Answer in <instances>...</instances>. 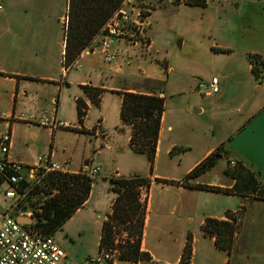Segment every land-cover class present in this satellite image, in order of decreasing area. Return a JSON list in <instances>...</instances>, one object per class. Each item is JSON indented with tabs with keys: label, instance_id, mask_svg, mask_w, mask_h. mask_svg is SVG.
Listing matches in <instances>:
<instances>
[{
	"label": "crops",
	"instance_id": "crops-1",
	"mask_svg": "<svg viewBox=\"0 0 264 264\" xmlns=\"http://www.w3.org/2000/svg\"><path fill=\"white\" fill-rule=\"evenodd\" d=\"M205 1L204 8L172 2L156 8L149 18L147 52L120 41L113 46L117 56L110 63L98 52L82 51L67 66V0H0V111L10 119L0 120V136H11L7 156L34 165L38 156L51 153L53 161L68 173L100 169L88 199L63 228L80 233L97 228L98 249L102 223L111 213L114 198L108 179L141 176L150 180L141 193L145 200L141 250L151 258L136 263L115 260L112 264H179L189 236L190 264H264V201L197 188L234 186L235 180L225 174L227 167L219 165L222 158L226 164L242 163L264 183V71L259 78L255 76L250 58L258 57L264 64V0ZM161 9L167 19L157 17ZM178 10L195 15L185 13L190 18L185 21L186 28L206 37L207 42L197 52L175 59L157 42L154 30L163 24L171 39L178 26L174 21ZM206 67L211 71L207 81L219 79L220 91L214 96L196 90L195 76ZM144 79L163 83L158 95L165 99L150 173L132 153L131 129L120 116L123 93L147 94L154 88L140 86ZM85 86L103 90L98 106L84 92ZM79 99L87 107L82 121L77 111ZM172 99L183 114H196L203 119L198 122H206L203 135L217 131L220 138L204 146L202 135L194 140L195 152L188 153L195 148L189 140L176 142L171 137L178 128V116L176 120L168 116ZM22 114L34 116L36 121L28 124L12 119ZM44 118L69 127L43 125ZM219 148L220 156L210 170L184 181ZM2 187L5 192L12 189L8 183L0 184V216L12 204L9 198L1 199ZM232 218L237 231L229 255L215 246L213 237L202 233L201 226L206 219ZM66 256L68 264H76Z\"/></svg>",
	"mask_w": 264,
	"mask_h": 264
},
{
	"label": "trees",
	"instance_id": "trees-1",
	"mask_svg": "<svg viewBox=\"0 0 264 264\" xmlns=\"http://www.w3.org/2000/svg\"><path fill=\"white\" fill-rule=\"evenodd\" d=\"M125 0H67V22L64 61L68 66L81 52L88 48L100 33L113 14ZM193 7H206L205 0H183ZM253 72L260 77L261 69L255 66L257 57L251 56ZM254 61V62H253ZM259 65L264 64L259 60ZM142 83L152 85L149 93L125 92L121 105V120L130 127L129 145L133 152L147 156L151 170L153 168L161 116L165 99L161 93L163 83L144 79ZM156 86V87H155ZM84 92L94 105H99L103 90L90 86L83 87ZM84 101H77L80 121L86 115ZM219 148L214 154L200 162L184 179L195 178L216 163L220 156ZM225 174L235 180L231 189L198 186L215 192L235 194L264 201V183L260 182L256 173L242 163L227 167ZM109 191L114 198L111 213L102 223L98 253L116 252V260L138 262L149 260L147 252L141 250L145 217V200H141L142 190L148 189L150 180L141 176H113L108 179ZM165 182V181H164ZM94 179L85 172L49 173L40 182L39 190L30 193L25 203L10 213L14 219L39 204V212L33 213L34 222L29 225L43 236H54L63 225L80 209L89 197ZM27 183L21 186H26ZM202 233L215 239V246L229 255L233 252L234 236L237 231L235 218L229 221L206 219L201 226ZM191 237L189 236L183 249L179 264H190Z\"/></svg>",
	"mask_w": 264,
	"mask_h": 264
},
{
	"label": "built area",
	"instance_id": "built-area-1",
	"mask_svg": "<svg viewBox=\"0 0 264 264\" xmlns=\"http://www.w3.org/2000/svg\"><path fill=\"white\" fill-rule=\"evenodd\" d=\"M135 0H125L121 7L108 20L92 44L83 52H98L105 62L114 61L117 52L113 46L118 42H124L131 47L149 51L150 40L148 30L150 28V12L134 4ZM1 9V6H0ZM196 90L204 96H214L219 93V79L212 77L206 82H198ZM25 123L36 121L34 116L25 114L12 118ZM0 120L8 121L9 117L0 111ZM41 124H50L53 128H68L65 122L56 119L48 121L42 119ZM11 136L9 133L0 136V178L8 183L12 189L5 192L9 199L20 201L24 193L20 187L24 183L39 185L49 173H68L64 166L53 161L51 153H45L37 157L34 165H26L22 162L10 159L9 152ZM233 161L230 166L235 165ZM99 168H94L86 175L93 179L99 175ZM13 202L11 208L15 205ZM116 252H104L96 259L88 260L87 264L101 263L102 261L116 260ZM0 264H68L65 251L55 241L53 236H43L35 228L29 225H21L10 216V208L0 216Z\"/></svg>",
	"mask_w": 264,
	"mask_h": 264
},
{
	"label": "rangeland",
	"instance_id": "rangeland-1",
	"mask_svg": "<svg viewBox=\"0 0 264 264\" xmlns=\"http://www.w3.org/2000/svg\"><path fill=\"white\" fill-rule=\"evenodd\" d=\"M171 2L174 4H184L183 0H135L134 4L135 6L139 8L149 10L151 14L156 8L160 6H164L165 4L171 3ZM0 6H1L0 12H2L3 11L2 3H0ZM6 8H7V5H6ZM178 11L179 12L174 13V17H175L174 21H176L175 23L178 24V26L176 28V33L172 34L173 36L171 39L167 38L169 34L166 31L167 28H164L163 24L160 27H157L156 30H154V36L157 42L162 46L164 51L169 53L170 56H172V58H175V59H179L181 56L187 55L188 52H191V53L197 52L207 42L206 37L203 39V37L198 36L195 30L186 28L185 24L187 22L185 21L190 20L189 16L185 14L188 12L181 11V10H178ZM190 16L195 17L194 14ZM157 17L161 19L168 18L166 11L163 9H161V12L157 14ZM65 20H67V17L65 18ZM167 21L165 22L163 21V23H167ZM170 21H171V18H170ZM183 38L185 39L184 44L181 42ZM255 66H257V68H260L261 72L264 70L263 67L259 65L258 57H257ZM210 72H211L210 69L206 67V69L201 72V75L195 76L196 82L197 83L206 82L207 77L210 76L211 74ZM139 85L149 87V88L154 87L152 85H145L142 83V81L140 82ZM162 87L158 85V88H162ZM175 101H176L175 99H172L168 102V107H169L168 116L170 117V119L176 120V115L178 116V120H176V123H175V126L178 128L177 129L174 128V132L172 133L171 137L176 142L182 141V139L189 140V143L191 145L193 144L192 146L195 147L188 151V153L191 154V153H194L195 150L197 149L195 145L196 143H194V140L195 139L198 140V138L204 134L202 131V127L204 128V124L206 122L200 123L202 122L201 120L203 119L197 118L198 116L196 114H190L192 116H188L189 114L187 112L183 114L185 112L183 109L179 110V108H175ZM175 110H179V112L173 115L172 113ZM195 118H197L196 121L194 120ZM197 120L200 122H198ZM203 136L204 138H202V143H203L202 145L205 146L208 144H213V142H216L220 138L221 134L216 131L213 134L212 132H208L207 134ZM179 149H175V151ZM183 150H180V152L181 153L186 152ZM132 153L135 154V156L138 158L137 161H139L143 167L145 166V172L150 173L151 165H150V162L147 156L144 154H139L135 152H132ZM218 161H219V165L223 166V169L226 167H234L236 165L235 164L233 166H230L231 161H228V163L226 164L225 158L219 159ZM120 165H122V163H120ZM122 167H124V165H122ZM1 183H5V182L3 181V179L0 178V184ZM1 189H2L1 199L5 201L8 199L5 196V187H2ZM20 190L24 193V197L18 202L15 201L17 197L15 200L10 199L11 203L16 202L12 208H11L12 204L7 206L8 208H10V213H12V211L15 210L16 207L25 203V200H27L30 193L34 191H38L39 185L37 184V185L32 186V185H28L27 183L26 186L24 187L21 186ZM36 212H39V204L35 206L34 209H29L27 210L26 213H23L20 216L26 215L27 217L33 218L32 215L33 213H36ZM96 229L97 228L93 227L89 230L86 229L83 233H80V231L78 232V230H71L68 228V226H64V228L62 227V230H60L57 233L55 237L57 239L56 241L60 245V247L66 252L71 263L83 264L85 262V264H87L88 260L96 259L98 255L102 254V253H98L97 246L95 245V240L97 236ZM102 263H105V261H102L101 263H94V264H102ZM108 263L112 264L111 261H108Z\"/></svg>",
	"mask_w": 264,
	"mask_h": 264
},
{
	"label": "water",
	"instance_id": "water-1",
	"mask_svg": "<svg viewBox=\"0 0 264 264\" xmlns=\"http://www.w3.org/2000/svg\"><path fill=\"white\" fill-rule=\"evenodd\" d=\"M16 222L21 225H30L34 222V219L27 216H18L16 217Z\"/></svg>",
	"mask_w": 264,
	"mask_h": 264
}]
</instances>
